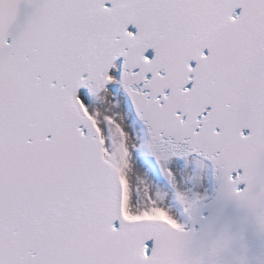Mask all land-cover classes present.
<instances>
[{
	"label": "snow or ice",
	"instance_id": "6c2138e0",
	"mask_svg": "<svg viewBox=\"0 0 264 264\" xmlns=\"http://www.w3.org/2000/svg\"><path fill=\"white\" fill-rule=\"evenodd\" d=\"M0 264H264V0H0Z\"/></svg>",
	"mask_w": 264,
	"mask_h": 264
}]
</instances>
